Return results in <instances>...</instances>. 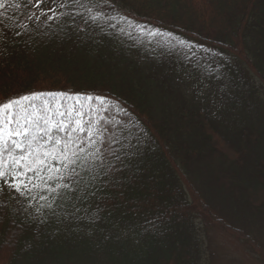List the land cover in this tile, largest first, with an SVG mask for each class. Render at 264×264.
Masks as SVG:
<instances>
[{
    "label": "trees",
    "instance_id": "16d2710c",
    "mask_svg": "<svg viewBox=\"0 0 264 264\" xmlns=\"http://www.w3.org/2000/svg\"><path fill=\"white\" fill-rule=\"evenodd\" d=\"M0 3V102L79 93L32 103L115 123L125 146L82 172L83 198L0 194V264H213L214 232L264 264V0Z\"/></svg>",
    "mask_w": 264,
    "mask_h": 264
},
{
    "label": "snow or ice",
    "instance_id": "6c2138e0",
    "mask_svg": "<svg viewBox=\"0 0 264 264\" xmlns=\"http://www.w3.org/2000/svg\"><path fill=\"white\" fill-rule=\"evenodd\" d=\"M28 2L31 4L32 0ZM43 2L35 0V6L38 8ZM75 2L79 3V0ZM3 6L0 3V7ZM51 11L53 15L47 17L49 20L56 18L55 9ZM90 19L95 21L97 17L91 16ZM137 27L141 34L146 32L142 25ZM147 35L158 36L162 33L153 30ZM179 43L183 44L184 41ZM42 97L74 98L76 105L83 107L79 93L72 97L68 93L33 92L0 102V194L4 191L18 194L28 200L29 206L32 200L44 201L37 211L60 206L56 204L58 200L83 198L76 197L78 192L88 188L87 183H83V189L81 187L85 180L82 172L91 174L97 167L103 170L109 164V157L120 160L121 157L117 155L120 149L113 146L120 145L122 139V129L115 123L106 122L104 128H98L100 121H93L86 112L73 105L62 110L59 102L54 108L47 100L41 106L32 103ZM84 99H95L100 105H106L103 95H85ZM88 111L95 115L96 109L89 108ZM54 114L58 119L54 118ZM96 161L100 162L99 165H96ZM102 174L108 175L107 172ZM99 175L101 172L91 176V179L95 180ZM34 191L37 196L32 195Z\"/></svg>",
    "mask_w": 264,
    "mask_h": 264
},
{
    "label": "rangeland",
    "instance_id": "374dc122",
    "mask_svg": "<svg viewBox=\"0 0 264 264\" xmlns=\"http://www.w3.org/2000/svg\"><path fill=\"white\" fill-rule=\"evenodd\" d=\"M214 233L211 247L213 264H260L249 258L235 240L225 234Z\"/></svg>",
    "mask_w": 264,
    "mask_h": 264
}]
</instances>
